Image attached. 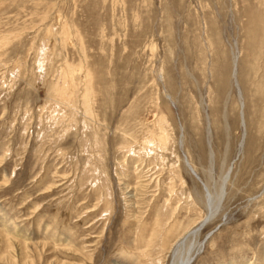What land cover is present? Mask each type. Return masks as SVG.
Returning <instances> with one entry per match:
<instances>
[{"label": "rangeland", "instance_id": "obj_1", "mask_svg": "<svg viewBox=\"0 0 264 264\" xmlns=\"http://www.w3.org/2000/svg\"><path fill=\"white\" fill-rule=\"evenodd\" d=\"M195 227L193 264H264V0H0V264Z\"/></svg>", "mask_w": 264, "mask_h": 264}, {"label": "bare ground", "instance_id": "obj_2", "mask_svg": "<svg viewBox=\"0 0 264 264\" xmlns=\"http://www.w3.org/2000/svg\"><path fill=\"white\" fill-rule=\"evenodd\" d=\"M194 172V170H193ZM195 173V172H194ZM208 197L209 200H211V194L208 192ZM216 207V206H215ZM213 207V205L210 202V213L211 215H213L217 210V208ZM210 218V216L205 220L203 219L202 222L207 221ZM7 226L6 228L4 226ZM15 225V224H14ZM2 226L4 227V231L11 232L10 230H12L11 226H8L6 221L4 222V224H2ZM13 227V226H12ZM196 227L191 229L190 231H188L184 237L182 238V240L179 241L177 248L175 249L174 252V260H173V264H193V261H195V258L198 254L196 253H200L202 251V244L197 245L196 241H194V237L196 236V231H195ZM17 231V230H15ZM247 264V262H246ZM253 264V263H251Z\"/></svg>", "mask_w": 264, "mask_h": 264}]
</instances>
